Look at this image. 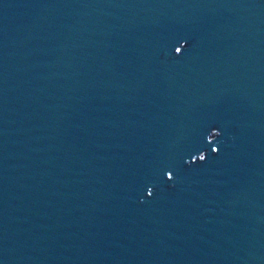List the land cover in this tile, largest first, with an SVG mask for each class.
<instances>
[{
  "label": "water",
  "instance_id": "water-1",
  "mask_svg": "<svg viewBox=\"0 0 264 264\" xmlns=\"http://www.w3.org/2000/svg\"><path fill=\"white\" fill-rule=\"evenodd\" d=\"M0 264H264V0H0Z\"/></svg>",
  "mask_w": 264,
  "mask_h": 264
},
{
  "label": "clouds",
  "instance_id": "clouds-1",
  "mask_svg": "<svg viewBox=\"0 0 264 264\" xmlns=\"http://www.w3.org/2000/svg\"><path fill=\"white\" fill-rule=\"evenodd\" d=\"M216 151V150H215Z\"/></svg>",
  "mask_w": 264,
  "mask_h": 264
}]
</instances>
